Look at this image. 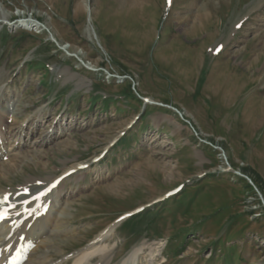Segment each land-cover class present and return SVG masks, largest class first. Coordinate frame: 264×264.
<instances>
[{
	"label": "rangeland",
	"instance_id": "1",
	"mask_svg": "<svg viewBox=\"0 0 264 264\" xmlns=\"http://www.w3.org/2000/svg\"><path fill=\"white\" fill-rule=\"evenodd\" d=\"M170 3L0 0L1 116L28 141L66 132L1 173L0 193L88 164L50 196L67 199L57 228L68 235L53 242V260L110 231L111 264L144 245L155 247L154 264H264V0ZM23 16L58 41L43 25L3 22ZM60 47L134 81L108 80ZM140 96L177 107L199 134Z\"/></svg>",
	"mask_w": 264,
	"mask_h": 264
},
{
	"label": "bare ground",
	"instance_id": "2",
	"mask_svg": "<svg viewBox=\"0 0 264 264\" xmlns=\"http://www.w3.org/2000/svg\"><path fill=\"white\" fill-rule=\"evenodd\" d=\"M86 6L88 15H90V23L88 25L87 31L91 37H93L94 33L96 35V38H98L94 27L93 30L90 27L92 25L91 7L88 4ZM39 26L40 25L34 22L32 19H21L20 23H14L11 25L12 29L19 27L34 29L38 28ZM39 28H41V26ZM52 36L53 38L51 39L57 40L54 33H52ZM217 63L219 62L217 61ZM217 87L218 86L215 85V88ZM220 87L223 88L222 83L220 84ZM229 93L230 92L228 90V92H226V96L229 97ZM1 97L2 95L0 94V100ZM149 102L152 103L155 101H150L149 99ZM16 103L17 99H15V97L9 99V105L6 109V112H8V114H12L16 110ZM2 114L3 113L0 112V176H2V174L4 173L9 172L12 169L19 167L22 161L27 158L30 153H33L40 149L38 148L37 150H35L36 146L43 147L44 145H52L55 141H57V139L66 134L64 130L63 134L58 136L55 135V133L51 134V132L48 131L44 135L42 133L40 135L43 137L42 139H45L44 142H37V140L28 141V139H25L23 137L26 136L25 133H27V131H25L24 126L13 127L12 129L7 130L6 120L1 116ZM44 119L45 116L41 117L39 120H42L43 122ZM50 126H52V124H50ZM31 130L33 137L37 133L38 129L35 130V127H33ZM79 165L80 163H78L71 169H74ZM69 170L67 169V171H65L68 172ZM55 178L56 177H53L47 183H44L42 187H36L35 184L37 183V181L34 178L28 179L25 185L20 186L15 191L3 192V194H10L13 202L17 203L20 201V204L18 205L17 210L14 212L13 221L2 223L0 225V264H94V261L96 264H111L113 248L107 241L108 235L111 234L110 231L104 232L103 234L101 233V236L99 235L84 249L76 252L70 257L65 256L61 257L58 260L51 259L52 253H50L49 250L52 247V244L55 239H58V237L62 235V232L64 233L62 236L68 235V232H65L64 230H59L57 228L62 217L59 216V212L61 208L62 212H64L63 206L65 205V201L67 200H64L65 193L63 194V192L60 191V198H55L52 201H50V197L46 199L43 198V206H49L47 211L41 216H38V212H40L43 207L41 206L32 214L31 217L26 219L24 212H22V209L24 207L23 203L28 197H31L32 195L21 194L20 192L25 189L40 190L41 188L51 183ZM34 205L35 202L28 204V207L33 208ZM63 221L68 222L69 224L73 223V220L70 219H64ZM155 256H157L155 247H153V245H148L147 247L144 245L136 248L132 252V254L124 260L123 264H141L143 257L146 260V264H154Z\"/></svg>",
	"mask_w": 264,
	"mask_h": 264
},
{
	"label": "snow or ice",
	"instance_id": "3",
	"mask_svg": "<svg viewBox=\"0 0 264 264\" xmlns=\"http://www.w3.org/2000/svg\"><path fill=\"white\" fill-rule=\"evenodd\" d=\"M4 199L7 200V199H8V196L6 195V196L4 197ZM5 218H6L5 216L0 215V220H3V219H5Z\"/></svg>",
	"mask_w": 264,
	"mask_h": 264
},
{
	"label": "water",
	"instance_id": "4",
	"mask_svg": "<svg viewBox=\"0 0 264 264\" xmlns=\"http://www.w3.org/2000/svg\"><path fill=\"white\" fill-rule=\"evenodd\" d=\"M90 16V15H89ZM50 36H52V34L50 33Z\"/></svg>",
	"mask_w": 264,
	"mask_h": 264
},
{
	"label": "trees",
	"instance_id": "5",
	"mask_svg": "<svg viewBox=\"0 0 264 264\" xmlns=\"http://www.w3.org/2000/svg\"><path fill=\"white\" fill-rule=\"evenodd\" d=\"M34 68H36V67H34Z\"/></svg>",
	"mask_w": 264,
	"mask_h": 264
}]
</instances>
